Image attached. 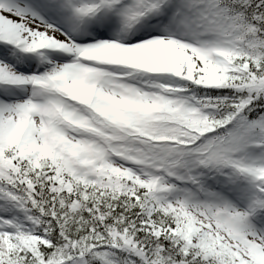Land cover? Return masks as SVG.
<instances>
[{
    "label": "snow or ice",
    "instance_id": "obj_1",
    "mask_svg": "<svg viewBox=\"0 0 264 264\" xmlns=\"http://www.w3.org/2000/svg\"><path fill=\"white\" fill-rule=\"evenodd\" d=\"M0 264H264V0H0Z\"/></svg>",
    "mask_w": 264,
    "mask_h": 264
}]
</instances>
